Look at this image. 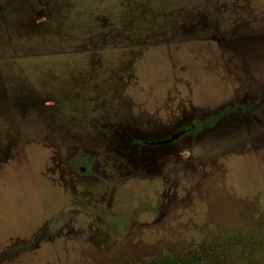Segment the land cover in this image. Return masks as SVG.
I'll use <instances>...</instances> for the list:
<instances>
[{
	"label": "rangeland",
	"instance_id": "1",
	"mask_svg": "<svg viewBox=\"0 0 264 264\" xmlns=\"http://www.w3.org/2000/svg\"><path fill=\"white\" fill-rule=\"evenodd\" d=\"M4 1L0 264H264V0Z\"/></svg>",
	"mask_w": 264,
	"mask_h": 264
},
{
	"label": "flooded vegetation",
	"instance_id": "2",
	"mask_svg": "<svg viewBox=\"0 0 264 264\" xmlns=\"http://www.w3.org/2000/svg\"><path fill=\"white\" fill-rule=\"evenodd\" d=\"M68 2H74V1H70V0H65V1L64 0L63 1L45 0L43 2L39 1L38 5L35 6V8L33 9V12H34L33 13V23H34V25L41 27L45 32H47L48 28L44 25L47 24V22L49 21V19L51 17H53V15H54V18L57 19L59 16L61 17V14L62 15L64 14L63 16H65V19H67L69 17L67 14L72 7V5L67 4ZM21 4H28L27 0H13L12 3H8L7 0L4 1V7L12 8V9H14L16 6L21 5ZM1 9L4 10V8H2V6L0 5V10ZM56 11H58L59 14L56 13ZM8 14H9L8 10L6 12L4 11L3 15H5V17H4L5 19H2L1 23H0V24L3 23V25L5 27H8ZM3 29H4L3 33H5V35L8 34V36H9V33L7 32V30L5 28H3ZM8 30H9V28H8ZM230 113L231 112H227L228 115H230ZM221 115L222 116L225 115L224 111L219 112L218 114L214 115V117H216V120H217ZM216 120H215V118H210V119H207L205 121V123L214 124V121H216ZM205 123L194 122L191 125H188L186 128H182V129H179L178 131L171 133L169 136H165V137L157 138V139H153V140H145L144 138H142L141 140H134L132 142L137 146L158 145V144L171 143V142L175 141L176 139H178L179 137H181L182 135H190L192 133H195ZM77 159H78V161H75V159L73 161H68L67 167L71 166L73 169H75L79 173L82 171H85L87 164H86L84 158L82 159L81 157H78ZM2 255L3 254H0V256H2Z\"/></svg>",
	"mask_w": 264,
	"mask_h": 264
},
{
	"label": "trees",
	"instance_id": "3",
	"mask_svg": "<svg viewBox=\"0 0 264 264\" xmlns=\"http://www.w3.org/2000/svg\"><path fill=\"white\" fill-rule=\"evenodd\" d=\"M153 264H208L204 262H199L195 260H187L183 258H177V257H166L160 261H157ZM213 264V263H211Z\"/></svg>",
	"mask_w": 264,
	"mask_h": 264
}]
</instances>
